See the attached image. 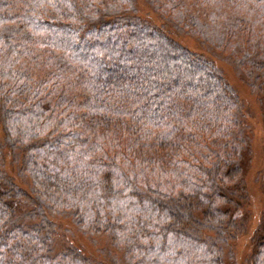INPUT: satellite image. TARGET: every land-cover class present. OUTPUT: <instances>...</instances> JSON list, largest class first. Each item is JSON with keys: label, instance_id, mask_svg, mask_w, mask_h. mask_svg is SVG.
Masks as SVG:
<instances>
[{"label": "trees", "instance_id": "16d2710c", "mask_svg": "<svg viewBox=\"0 0 264 264\" xmlns=\"http://www.w3.org/2000/svg\"><path fill=\"white\" fill-rule=\"evenodd\" d=\"M146 1L160 25L137 0H0V264H122L83 254L60 216L123 264H224L242 232L247 113L174 31L264 83V0ZM253 241L264 264V213Z\"/></svg>", "mask_w": 264, "mask_h": 264}, {"label": "rangeland", "instance_id": "374dc122", "mask_svg": "<svg viewBox=\"0 0 264 264\" xmlns=\"http://www.w3.org/2000/svg\"><path fill=\"white\" fill-rule=\"evenodd\" d=\"M137 13L144 19L160 25L162 19L158 17L151 3L146 0H137ZM174 32L175 40L186 45L189 49L211 57L215 65L220 67L227 82L237 91L243 103L246 114L245 134L248 145L241 159V189L234 186L232 197L236 204L232 211L241 212L244 224L241 233L230 242L224 251V264H249L253 249V238L259 217L264 213V83L255 73H249L241 64L237 63L232 50L221 47L209 51L208 43L198 35L192 36L181 32ZM1 127V125H0ZM2 134L0 132V139ZM18 181V180H17ZM59 234H67L71 243L88 257L106 261L103 252L117 255L124 263L122 252L106 236H92L79 231L68 217H58ZM258 234V233H257ZM58 238V237H57ZM61 240V236H60Z\"/></svg>", "mask_w": 264, "mask_h": 264}]
</instances>
